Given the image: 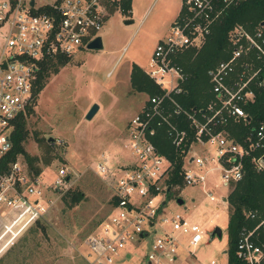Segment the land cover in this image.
Listing matches in <instances>:
<instances>
[{
	"label": "built area",
	"instance_id": "2783aa9c",
	"mask_svg": "<svg viewBox=\"0 0 264 264\" xmlns=\"http://www.w3.org/2000/svg\"><path fill=\"white\" fill-rule=\"evenodd\" d=\"M105 1L109 0H0V29L6 32L1 34L0 49V158L12 147L15 122L33 104L39 64L47 58H71L100 37L107 16ZM247 1L181 0L170 35L157 43L149 69L144 70L163 93L148 96L125 129L123 147L132 161L110 168L104 159L95 166L111 197L106 217L86 238L89 264H180L181 240L186 241L184 264H198L194 251L205 240L204 230L180 214L164 213L174 190L204 189L212 172L230 190L242 179L244 161L255 151L261 155L252 158L254 169L264 172V120L250 127L242 142L229 132L233 123H249L244 106L254 102L255 89L262 85L260 29L251 35L236 26L229 33L231 54L208 71L212 97L204 108L185 109L178 100L187 79L176 62L178 56L200 48L226 10ZM159 134L182 156V187L169 183L174 165L156 146ZM66 175L65 169L58 171L54 188L65 187ZM27 176L17 161L0 174V211L3 208L10 216L0 241L8 238V245L48 211L43 184L30 183ZM205 195L218 203L210 192ZM226 198L220 200L225 208ZM244 219L236 257L244 264H264V210H247ZM225 264H230L228 255Z\"/></svg>",
	"mask_w": 264,
	"mask_h": 264
},
{
	"label": "rangeland",
	"instance_id": "374dc122",
	"mask_svg": "<svg viewBox=\"0 0 264 264\" xmlns=\"http://www.w3.org/2000/svg\"><path fill=\"white\" fill-rule=\"evenodd\" d=\"M118 1H106V21L99 34L103 48L84 49L69 58L66 66L50 76L32 105L24 147L28 155L42 160L38 165L41 173L35 177L21 156L17 162L26 170L30 183L43 184L42 199L48 211L0 253V264H89L86 238L106 217L111 197L95 166L104 159L110 168L132 161L123 147L125 129L148 96L131 90V70L134 65L143 71L149 69L151 54L157 43L170 35L180 7V0H132L130 12L125 13L113 6ZM128 21L131 23L126 24ZM1 34H6L4 28L0 29V49ZM94 104L98 111L86 121L85 115ZM62 168L67 172L63 178L66 185L58 190L52 183ZM219 177L217 172L210 173L204 189L174 190L164 210L165 215L180 214L204 230L205 240L194 251L198 264L211 260L225 264L227 259L230 209L220 200L228 197L230 190L222 186ZM205 191L218 203L209 201ZM68 192H80L83 199L69 208L64 198ZM177 199L184 204L179 206ZM1 212L5 214L0 235L10 220L7 210L2 208ZM215 227L221 229L222 237L210 240ZM7 239L0 241V249L7 245ZM186 250V241L181 240L180 264H184Z\"/></svg>",
	"mask_w": 264,
	"mask_h": 264
},
{
	"label": "trees",
	"instance_id": "16d2710c",
	"mask_svg": "<svg viewBox=\"0 0 264 264\" xmlns=\"http://www.w3.org/2000/svg\"><path fill=\"white\" fill-rule=\"evenodd\" d=\"M132 0H119L113 2V6L119 7L125 13L131 10ZM107 7V3L105 1ZM236 26H242L249 34L254 35L257 30L262 31L264 40V0H249L237 7L226 10L221 20L214 24L205 43L198 49H188L176 59L185 72L187 79L182 83L184 92L178 97L180 104L185 109H202L212 97L207 73L219 62L227 60L231 54L229 33ZM69 58L58 56L47 58L39 64L36 78L33 84V104L38 94L44 89L51 75L57 74L60 67L66 66ZM261 65V64H260ZM258 80L261 87L255 89L256 97L253 103L244 106L250 121L244 126L242 123H233L229 132L237 141L242 142L248 129L257 126L264 120V66H262ZM131 90L134 93L154 96L162 94V90L150 80L144 71L134 65L130 75ZM32 104V105H33ZM32 107L27 109L14 124L11 134L12 147L0 158V174L9 171L10 166L21 156L24 158L30 172L37 177L41 173L39 157L30 156L25 151V142L28 138L27 119L32 113ZM156 146L162 155L169 159L173 165L170 185L182 187L181 166L182 156L174 150L170 142L159 134ZM50 146V144H49ZM261 152L255 151L244 161L243 177L230 188L227 202L230 216L227 228L228 249L227 255L230 264H244L236 257V245L239 231L246 224L244 212L247 210H264V172H256L252 164V158L259 157ZM49 161L45 160V166ZM65 203L69 208L77 205L83 199L80 192H68L65 195ZM68 198V199H67Z\"/></svg>",
	"mask_w": 264,
	"mask_h": 264
},
{
	"label": "water",
	"instance_id": "95a60500",
	"mask_svg": "<svg viewBox=\"0 0 264 264\" xmlns=\"http://www.w3.org/2000/svg\"><path fill=\"white\" fill-rule=\"evenodd\" d=\"M33 4V1L31 2ZM131 22H126V24H129ZM103 48V41L101 37H97L95 40H93L88 46V50H101ZM98 111V106L97 105H92L87 114L85 115V120L90 121L93 116L96 114ZM49 141H53V139H49ZM264 160V157H263ZM176 203L179 206H182L184 204V201L182 199H177ZM210 240H213L215 237L221 239L222 237V231L219 227H215L211 232H210Z\"/></svg>",
	"mask_w": 264,
	"mask_h": 264
},
{
	"label": "crops",
	"instance_id": "0c3cea01",
	"mask_svg": "<svg viewBox=\"0 0 264 264\" xmlns=\"http://www.w3.org/2000/svg\"><path fill=\"white\" fill-rule=\"evenodd\" d=\"M180 9H181V0H180V7H179V12H178L177 16H179V14H180ZM177 16H176V19H177ZM176 19H175V20H176ZM175 20H174V21H175ZM174 21H173V22H174ZM172 24H173V23H172ZM226 189H227V188H226ZM227 190H228V189H227ZM222 198L224 199V198H226V197H222ZM226 199H227V198H226ZM2 217H3V214H2L1 211H0V223L3 221V218H2ZM7 247H8V244L5 245L4 247H2V249H0V253H1L2 251H4Z\"/></svg>",
	"mask_w": 264,
	"mask_h": 264
}]
</instances>
